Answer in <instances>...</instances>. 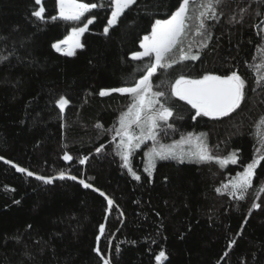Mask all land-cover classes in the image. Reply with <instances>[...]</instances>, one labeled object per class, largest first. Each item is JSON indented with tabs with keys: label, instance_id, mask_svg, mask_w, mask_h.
Segmentation results:
<instances>
[{
	"label": "trees",
	"instance_id": "16d2710c",
	"mask_svg": "<svg viewBox=\"0 0 264 264\" xmlns=\"http://www.w3.org/2000/svg\"><path fill=\"white\" fill-rule=\"evenodd\" d=\"M42 2L44 19H38L35 0H0V264H157L161 251L160 264H264V161L244 199L223 191L264 154V124L257 123L264 116V82L257 83V73L264 75V67H256L264 65V0H223L215 18L204 19L202 34L196 17L203 2L191 3L183 47L197 59L159 70L152 81L153 91L167 93L161 101L173 116L160 126L173 141L204 134L211 155L235 153L238 162L165 160L148 176L135 169L140 159L134 158L139 180L112 144L131 98L111 90L141 77L137 69L150 60H132V54L180 0H136L107 34L110 0H82L98 7L85 15L83 22H94L71 57L52 45L74 25L57 17L55 0ZM233 71L246 88L229 116L193 120L195 111L171 96L170 83L180 75ZM101 90L109 94L101 96ZM60 96L69 101L63 112L56 104Z\"/></svg>",
	"mask_w": 264,
	"mask_h": 264
},
{
	"label": "snow or ice",
	"instance_id": "6c2138e0",
	"mask_svg": "<svg viewBox=\"0 0 264 264\" xmlns=\"http://www.w3.org/2000/svg\"><path fill=\"white\" fill-rule=\"evenodd\" d=\"M192 0H180L179 6L174 12H172L169 19L156 20L152 25L151 34L146 35L140 44L143 51L134 52L131 56L132 60H143L148 57L150 63L138 68L137 71H142L143 74L138 80H135L134 84L130 87H121L112 89L111 91L119 92L121 94H128L131 98V103L126 112H123L119 118V127L115 129L116 136H118L119 143L116 145L117 154L121 157L122 166L127 168L134 179L139 180L138 176L131 167L130 157L135 149L139 148L145 140H152L154 143L157 139V128L160 127L161 121L167 123L170 117L173 116L172 108L166 106L161 101L162 97H166L167 93L164 91H153V77H155L159 70H168L173 67L174 64L180 63L185 60H196V55H191L185 51L181 46L184 42V38L187 35V31L190 27L188 21L192 19L189 15V5ZM223 0H204L202 3L203 11H201L196 17L199 21L196 29L197 33L202 34L201 30L205 28L204 19L211 14L212 18H215L217 14L218 6ZM136 3V0H110L111 5V17L108 20V26L105 27V34L108 33L109 28L117 23L119 17L125 13V10ZM35 4L39 7L32 12V15L38 19H44L45 7L42 0H35ZM58 8V17L64 21H80L81 17H84L85 13L90 12L92 9L98 7L95 3H85L82 0H56ZM57 17H52L55 20ZM94 21L92 18L87 19V23L83 27L73 28L71 34L63 41L55 43L52 47L66 56L75 55L76 48L83 47L80 43V36L88 30V25ZM61 45H66L62 48ZM179 52L177 57L176 52ZM257 68L264 67V65H258ZM264 82V75L257 73V83ZM163 83V82H162ZM157 88L160 85L156 86ZM246 81L237 72L233 71L229 75H214L205 74L199 78H188L184 75H180L170 83V93L172 97H176L181 101L186 102L192 109L195 110V115L192 116L193 120L197 117H210L221 118L229 116L236 111L245 99ZM109 92L101 90L100 95H108ZM69 101L60 96L56 101L57 106L63 112L65 106ZM158 106V107H157ZM258 124H264V116H262ZM133 126L138 128L139 134L133 131ZM97 127H102L97 125ZM167 127L171 128L172 125L168 124ZM204 134L196 137L199 141L197 151L190 153L195 157L198 162L215 161L221 166L228 163L236 164L238 158L235 153L230 154L226 158L216 157L210 154V150L206 143L201 140ZM192 133H188V139L191 140ZM115 139V137H114ZM100 149H97L99 152ZM259 151V150H258ZM172 155L170 151H166L163 146L158 150L153 147L148 153L145 154L147 159V166L145 171L151 176L152 170L155 168V159H167ZM65 160H71L69 155L64 156ZM264 161V154L256 156L248 163L243 172L237 173L236 176L229 181L228 184L223 185L225 190H230V194L237 199H244L245 194L252 186L255 170ZM80 163H85V160H80ZM16 167L18 172H25L22 167ZM27 175L32 176V172H27ZM37 179L43 180L45 183H51L50 179L37 176ZM63 179V174H61ZM75 180L76 177H70ZM85 188L91 187L90 184L85 183L84 180L79 181ZM219 192L220 189H217ZM264 191V188H261ZM101 196L105 194L100 193ZM107 199L109 208L112 207L113 201ZM259 204H253V207H259ZM104 225H100V233L103 234ZM99 241V236L97 237ZM234 243V242H233ZM231 246V245H230ZM99 254L100 249H96ZM118 251V249H117ZM165 258V253L161 251L159 255L155 257L159 262ZM104 264H111L110 260L105 259Z\"/></svg>",
	"mask_w": 264,
	"mask_h": 264
},
{
	"label": "rangeland",
	"instance_id": "374dc122",
	"mask_svg": "<svg viewBox=\"0 0 264 264\" xmlns=\"http://www.w3.org/2000/svg\"><path fill=\"white\" fill-rule=\"evenodd\" d=\"M43 1V0H42ZM56 1V0H55ZM204 2V0H192L191 3L193 2ZM190 3V4H191ZM57 13H58V8H57ZM87 13H85L86 15ZM84 15V17H85ZM58 17V16H57ZM84 17H81V20L80 21H66V22H70L72 23L74 26L73 28H78V27H83V25L85 23H87V21H84L83 22V19ZM111 17V15H110ZM59 18V17H58ZM60 19V18H59ZM110 19V18H109ZM62 20V19H60ZM64 21V20H62ZM108 26V24H107ZM72 28V29H73ZM72 29L69 31V34L68 36L71 34L72 32ZM190 29V28H189ZM188 29V31H189ZM188 31H187V35L186 37L184 38V42L183 44L181 45L182 47L184 46V44L186 43V41L188 40ZM85 33V32H84ZM83 33V34H84ZM82 34V35H83ZM151 34V32H150ZM149 34V35H150ZM81 35V36H82ZM67 36V37H68ZM81 36H80V39H81ZM66 37V38H67ZM65 38V39H66ZM144 38V37H143ZM143 38H142V41H143ZM64 39V40H65ZM63 41V40H62ZM141 41V42H142ZM81 43V42H80ZM141 44V43H140ZM62 48L66 47V45H61ZM184 48V47H183ZM80 48H76L75 52L80 50ZM139 51H143V49L139 46ZM53 51L55 53H57L58 55H61V56H66V55H63L61 52H57L54 48H53ZM66 57H71V56H66ZM117 94H120V95H128V94H121L119 92H116ZM129 96V95H128ZM190 106V105H189ZM58 107V106H57ZM158 107V106H157ZM191 107V106H190ZM59 108V107H58ZM60 109V108H59ZM194 110V109H193ZM195 111V110H194ZM160 124H163L165 122L161 121L159 122ZM119 127V123H118V126L117 128ZM133 131H135L137 134H139V129L138 128H135V126H133ZM157 139L155 141V143L152 141V140H145L139 148L135 149L134 152L132 153L131 157H130V160H131V167L132 169H134L133 167V159L134 158H137L139 161H140V165L139 167L135 166V169L137 170H140L142 173H144L145 175H148V172L145 171V167L147 166V159H146V156L145 154L148 153L153 147H156L158 150L160 149L161 146H163V148L166 150V151H170L172 153V155L169 156V158L167 159H159V158H156L155 159V166L158 162L160 161H165V160H178V161H181V162H187V161H195V162H198V160L191 156L190 153H193L195 151H197V148H198V144H199V141L196 140V137L197 136H200V134H193V137L191 140L188 139V134L187 135H184L182 137H180L178 140L176 141H173V135L168 132L169 130H167L165 127L163 126H160L157 128ZM119 137L115 135V139H113L112 141V144H113V147H115L116 149V145L119 143ZM201 140L205 143V140H204V137L202 136L201 137ZM121 158V157H120ZM122 160V159H121ZM123 162V161H122ZM215 162V161H213ZM217 163V162H216ZM126 170L128 171V169L126 168ZM154 170V169H153ZM153 170L151 172V175L153 173ZM134 171V170H133ZM128 173L131 175V173L128 171ZM132 176V175H131ZM133 177V176H132ZM223 191H227L230 193V190H225L223 189ZM161 263V261L159 262V264ZM158 264V262H157Z\"/></svg>",
	"mask_w": 264,
	"mask_h": 264
},
{
	"label": "water",
	"instance_id": "95a60500",
	"mask_svg": "<svg viewBox=\"0 0 264 264\" xmlns=\"http://www.w3.org/2000/svg\"><path fill=\"white\" fill-rule=\"evenodd\" d=\"M178 99V98H177ZM181 101V100H180ZM182 102H184V101H182ZM184 103H186V102H184ZM207 118H210V117H207ZM210 119H216V118H210Z\"/></svg>",
	"mask_w": 264,
	"mask_h": 264
}]
</instances>
